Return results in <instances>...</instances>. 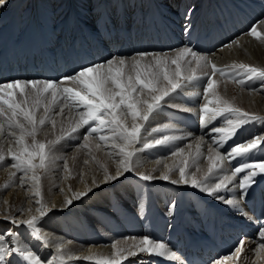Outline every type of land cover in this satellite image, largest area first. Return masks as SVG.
Listing matches in <instances>:
<instances>
[{"label":"bare ground","instance_id":"6f19581e","mask_svg":"<svg viewBox=\"0 0 264 264\" xmlns=\"http://www.w3.org/2000/svg\"><path fill=\"white\" fill-rule=\"evenodd\" d=\"M232 1L9 0L5 7L0 8V40L2 43L7 41L11 26H14V32L21 41L26 42L30 36L38 32L40 26L45 32L54 34L65 27L79 24L73 28L75 32L83 25L82 23L88 24L87 27H92L95 31L110 26L122 28L129 25L158 35L164 32L155 28L157 22H160L166 28L169 26L170 31L173 29L184 35L185 17L191 9L187 21L190 31L186 34L189 37L196 26H203V14L208 17V22L214 23L219 17H225L220 13V8L226 7ZM260 18H264V15H260ZM254 24L258 31H264L256 22ZM236 37L239 39L235 44L219 47L210 53L193 49L198 53V59L186 57L182 62V79L199 75H205V78L202 82L192 80L185 83L175 93L161 101V109L150 116L149 121L144 122L141 142L154 143L155 139H160L164 135L184 136L187 132H191L195 139L186 137L166 146L142 149L133 158L136 172L159 176L168 168L175 169L180 166L182 160H187L188 174H194L198 180L213 186L223 176L230 177L234 167L242 162L258 163L260 158H264V148H258L242 159L238 158L231 162L224 160L223 170L214 169L212 173L208 172L209 145L214 150L213 154L220 151L223 155L231 143L246 141L256 136L264 137V91L257 90L264 81L257 78L251 82L252 86L248 87L246 74L240 68L241 64L264 68V41L250 35L240 34ZM185 46L191 47L185 43L169 50L147 52L166 53L169 57H174L176 51ZM138 52L118 56L131 57ZM205 60L208 61L207 64ZM211 64L216 65L214 75ZM174 67L173 65L172 68ZM210 76L216 80L214 92L220 100L260 118L242 126L236 140L228 141L220 148L212 143L206 134L208 127H227L228 120L237 119L236 114L224 113L202 129L197 117L186 111L188 108H195L199 112L206 100H214L212 95L205 92L206 82ZM240 78L246 80L245 86L237 83ZM67 86L72 84L69 83ZM143 98L147 99V96ZM62 106V103L56 104L49 113L56 121L55 126L46 123L36 137L37 141L45 143L52 149L45 168L37 169V175L41 177L38 190L32 186L28 178L31 172L28 177H24L22 171L12 167L14 161L10 159L9 149L15 151L19 147L15 143V138L0 136V155L5 157V160L0 161V234L13 228V225L4 219L5 216L18 221L28 219L32 215H39L40 204H43L46 210L65 209L48 211L38 225L43 240L35 239L29 229L21 226L15 229L20 234L18 238L12 237L9 240L5 236L2 242L5 246L13 242H18L20 246L26 248L31 246V249L42 258L55 255V264H98L102 259L114 258L117 250H121L125 257L129 251L138 252L137 245H140L144 236L148 235L154 242L166 244L165 256L149 257L146 253L139 254L138 257H128L121 264H136L137 259L148 260L149 264H172L182 259L180 254L183 247L189 245L193 239L210 235L219 225L227 224L232 216L241 218L231 208L201 194L198 190L175 187L160 180L147 183L138 180L135 175H128L127 179H122L115 185L101 187L87 198L74 201L70 209L67 208L64 201L73 198L78 191H86L92 186L93 180L99 183L105 168L110 174H114L119 159L117 152L109 146L115 141L109 140L105 144L99 139L100 135H111L106 130L88 135L87 148L83 147V142L88 126H85L86 132L83 128L68 136L67 130L75 124L78 113L84 109L82 106L69 105L64 106L61 113ZM169 106H172V109ZM40 111L39 117L43 115V109ZM190 122L197 123L199 127L194 128ZM126 123H131L130 116ZM95 126L97 125L93 127ZM152 128L161 131L153 132ZM62 129L66 131V135H63ZM60 137L63 139H58ZM27 139L29 143L32 142L31 137ZM134 147L141 148V144ZM177 148H184L183 156L171 154ZM65 163L68 166L67 170L64 169ZM13 172L16 173L15 176L12 175ZM177 175L178 172L173 171L171 178H176ZM242 176L243 174H237L234 181L238 182ZM22 178L25 183H21ZM37 191L40 195H36ZM224 194L226 198H231L227 192ZM263 197L264 176L258 175L251 195L243 205L244 211L246 212L249 200L259 201ZM172 201H175V208L170 211L169 204ZM258 209L259 213L264 211L259 204ZM259 242L261 241L257 232L254 238L245 240V247L239 259L231 255L233 253L231 252L224 256L227 259L219 258L213 264H264V249L258 248ZM86 257H91V260H86Z\"/></svg>","mask_w":264,"mask_h":264},{"label":"snow or ice","instance_id":"6c2138e0","mask_svg":"<svg viewBox=\"0 0 264 264\" xmlns=\"http://www.w3.org/2000/svg\"><path fill=\"white\" fill-rule=\"evenodd\" d=\"M9 0H0V8L5 7ZM191 15V9L186 14L185 33H189L190 25L187 23ZM259 28L264 29V18L258 19L256 22ZM242 35H250L257 40L264 41V31H258L257 26L250 25L248 32ZM239 37H231L229 41L221 45V48L227 47L229 44H235ZM186 57L198 59V53L192 47H182L178 49L174 57H169L166 53H153L140 51L131 57H123L111 55L102 61H90L87 65H81L72 73L62 74L57 79H20L14 78L5 82H0V136L7 135L15 138V143L19 146L17 150L9 149L10 159L14 161L12 167L18 171H22L24 177H28L32 186L40 187L41 177L37 175V169H43L49 159V153L52 149L43 142L37 141L36 136L38 131L46 124L51 123L55 126V119L49 116L53 107L57 103H62L60 112L63 113L64 106L83 107V111L78 113V119L75 124L67 130V135L71 136L79 129L88 126V131L84 138L83 147H88L87 136L101 131H108V135H100V141L107 144L109 140L115 143L109 145L113 151L117 152L119 163L115 168L114 174H110L105 168L103 174L99 178V183L96 180L92 181V186L86 191H78L73 198L66 199L64 204L67 208L73 206L74 201H80L87 198L90 194L104 186L115 185L122 179H127L128 175L135 177L143 182L151 183L157 180L170 183L175 187H190L198 190L201 194L209 196L212 199L219 201L244 220L251 221L253 218L244 211L243 205L251 195V189L256 183L258 175L264 176V158H260L258 163L242 162L234 167L231 176H223L219 182L213 186H208L205 181L198 180L195 175H189L186 171L188 167L187 160H182L177 168H168L161 175L142 174L136 172V165L133 158L138 152L156 148L157 146H166L171 142L181 141L186 137L195 139L191 132L185 133L184 136L164 135L160 139H155L154 143L141 142V130L145 127L144 122L149 121L150 116L158 112L164 101L170 94L175 93L185 83H190L197 79L195 76H188L182 79V62ZM199 59H204L199 57ZM207 64L208 61L205 60ZM175 66L172 68V66ZM213 75L216 71V65L211 64ZM247 77V86L251 87V82L257 78L264 81V68L253 67L249 65H240ZM171 69V70H170ZM69 83L72 86H67ZM237 83L241 86L246 85V80L240 78ZM216 80L208 78L206 82V94L214 97V100H206L200 111L195 108L186 109L187 112L195 115L203 129L210 121H215L217 117L224 113H235L237 119L235 121L228 120L227 127H208L207 135L211 138L212 143H215L218 148L223 147L228 141L236 140L238 132L242 126H245L249 121L260 119L240 108H234L227 101L220 100L214 92ZM258 91H264V83L261 84ZM147 96V99L143 97ZM19 97V98H18ZM210 105H214L211 106ZM43 109V115L37 117V112ZM131 117V123H126L128 117ZM95 122L97 126H91ZM167 127V126H166ZM153 132L161 131L160 129L152 128ZM31 137L32 142L28 139ZM58 139H63L60 137ZM202 140V137H201ZM141 144V148L134 146ZM199 143L197 144V156L200 155ZM258 148H264V137L256 136L246 141L231 143L225 154L220 151H215L208 146L207 159L210 163L208 172L213 170H223L224 160L231 162L235 159H242L248 156ZM173 156H183L184 148H177L171 153ZM5 160L4 155H0V161ZM68 166L65 163L64 169ZM177 171L176 178H171V173ZM237 174H243L242 178L235 182L234 178ZM16 175L15 172L12 173ZM21 183H25L22 178ZM232 185V187H230ZM227 192L231 198H226ZM36 195H40L37 191ZM175 208V201L170 202L169 210ZM65 209H49L46 210L43 204L38 208L39 215H32L25 220H16L5 216L13 225L12 229L5 230L4 234H0V264H55V255L50 258H42L36 251L29 247L20 246L18 242H13L5 246L2 242L5 236L9 240L12 237H19V232L15 229L21 226L30 230V234L37 240H43L41 229L38 225L43 218L48 214V211ZM259 224L257 227L260 241L259 249H264V211L256 217ZM27 243V242H25ZM114 246V245H113ZM245 247V240L241 237L234 248L233 253L235 258L239 259ZM138 252L129 251L125 257L121 250H117L114 258L102 259L98 264H121L128 257H138L139 254H148V256L156 255L164 257L167 251L164 242H154L145 235L141 244L137 245ZM173 256L175 253L172 254ZM62 259V257H61ZM86 260H91V257H86ZM227 259V257H224ZM136 264H149L148 260L137 259ZM213 264V262H209Z\"/></svg>","mask_w":264,"mask_h":264},{"label":"rangeland","instance_id":"374dc122","mask_svg":"<svg viewBox=\"0 0 264 264\" xmlns=\"http://www.w3.org/2000/svg\"><path fill=\"white\" fill-rule=\"evenodd\" d=\"M130 55V54H129ZM19 98V97H18ZM58 104V103H57ZM60 106V105H59ZM170 108L172 107V106H169ZM172 109V108H171ZM41 110V109H40ZM38 111L37 112V116L39 117V114H40V112L41 111ZM92 126H94L95 125V122H92V124H91ZM63 131H64V129H62ZM87 131V128H84V132H86ZM39 132H40V130L38 131V134H39ZM63 133V135H66V131H64V132H62ZM37 134V135H38ZM37 137V136H36ZM57 137V136H56ZM38 138H36V140H37ZM78 140V139H77ZM226 256V255H225ZM222 258V257H221ZM218 260V259H217ZM230 263V262H229Z\"/></svg>","mask_w":264,"mask_h":264}]
</instances>
